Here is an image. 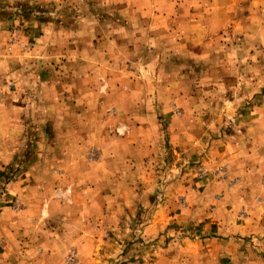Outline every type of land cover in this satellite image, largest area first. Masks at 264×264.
<instances>
[{
  "label": "rangeland",
  "instance_id": "rangeland-1",
  "mask_svg": "<svg viewBox=\"0 0 264 264\" xmlns=\"http://www.w3.org/2000/svg\"><path fill=\"white\" fill-rule=\"evenodd\" d=\"M0 264H264V0H0Z\"/></svg>",
  "mask_w": 264,
  "mask_h": 264
},
{
  "label": "crops",
  "instance_id": "crops-1",
  "mask_svg": "<svg viewBox=\"0 0 264 264\" xmlns=\"http://www.w3.org/2000/svg\"><path fill=\"white\" fill-rule=\"evenodd\" d=\"M244 154V152L242 153H233L231 154V156L229 157V159H231V161L234 163V165H242V164H249L251 165L250 163H247L246 160H245V163H243L244 159L242 158V155ZM251 167V166H250Z\"/></svg>",
  "mask_w": 264,
  "mask_h": 264
}]
</instances>
